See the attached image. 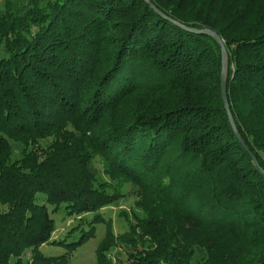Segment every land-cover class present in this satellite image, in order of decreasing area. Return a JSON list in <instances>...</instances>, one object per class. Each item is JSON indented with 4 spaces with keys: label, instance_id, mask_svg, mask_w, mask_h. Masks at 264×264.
Listing matches in <instances>:
<instances>
[{
    "label": "trees",
    "instance_id": "1",
    "mask_svg": "<svg viewBox=\"0 0 264 264\" xmlns=\"http://www.w3.org/2000/svg\"><path fill=\"white\" fill-rule=\"evenodd\" d=\"M150 2L164 16L144 0H0V264H69L100 222L95 264H264V0ZM172 20L222 39L260 170L227 120L218 44ZM126 183L141 213L115 234L97 212ZM62 204L94 214L77 238L52 239Z\"/></svg>",
    "mask_w": 264,
    "mask_h": 264
},
{
    "label": "rangeland",
    "instance_id": "2",
    "mask_svg": "<svg viewBox=\"0 0 264 264\" xmlns=\"http://www.w3.org/2000/svg\"><path fill=\"white\" fill-rule=\"evenodd\" d=\"M2 1V0H1ZM42 144H45L46 141H41ZM12 147V160L18 159L21 157L23 145L10 141ZM95 166H97L98 171L100 172L101 178L108 181L106 175L102 173V167L100 162L96 159ZM123 195L116 200L115 202L102 207L97 213L102 215V218L105 221L111 223V227L115 234H120L128 230L129 221L133 222V214H140L141 210L138 209L134 202L136 196L134 189L131 184L126 183L120 188ZM51 206H48V211L50 217L54 220L55 229H53L52 239L60 240L64 238H77L79 236L80 229H87V222L92 219L93 213L85 214H71L66 213V208L64 204L59 206L56 212H50ZM6 209V206L0 205V211ZM80 225V228L77 227ZM105 223L100 222L95 224V235L88 240L76 250L73 251L70 257L69 264H95V249L99 243V240L102 239L105 232ZM72 230V233L69 234V231ZM69 241V240H68ZM39 250L42 254L46 256H57L66 251L65 246L59 244H42L39 247ZM123 251L119 248L113 249L111 251L112 257H124ZM30 256V251L27 250L24 253V258L28 259ZM200 256V255H199ZM198 256V257H199ZM10 264H13V260Z\"/></svg>",
    "mask_w": 264,
    "mask_h": 264
},
{
    "label": "water",
    "instance_id": "3",
    "mask_svg": "<svg viewBox=\"0 0 264 264\" xmlns=\"http://www.w3.org/2000/svg\"><path fill=\"white\" fill-rule=\"evenodd\" d=\"M151 8H153L155 11H157L159 14L163 15L156 7H154V5L150 2V0H144ZM164 16V15H163ZM174 23L178 24L179 26L183 27L184 29L188 30V31H191L193 33H197V34H204V35H208L210 37H212L218 44L219 46V49H220V58H221V65H220V94H221V99H222V104H223V107L225 109V112L227 114V120L229 121V124L237 138V140L240 142V145L243 146V148L251 155L250 157H252L255 165L259 168L260 170V167H259V164L257 162V160L253 157V155L251 154L249 148L247 147V145H245L246 143L244 142L243 138L241 137L240 133L237 132L238 129L235 125V122L233 120V116H232V113L230 111V105H229V102H228V97H227V87H226V80H227V69H228V56H227V52H226V48L224 46V43H222V39L219 37V35L211 30L210 28H203V29H196V28H189V27H186L182 24H180L179 22L177 21H174L172 20ZM261 172L263 173L264 175V171L261 170Z\"/></svg>",
    "mask_w": 264,
    "mask_h": 264
}]
</instances>
